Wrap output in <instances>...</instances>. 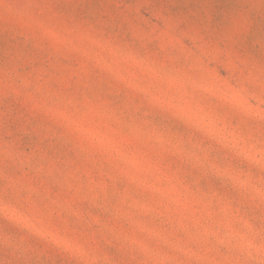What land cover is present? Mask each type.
I'll list each match as a JSON object with an SVG mask.
<instances>
[{
  "label": "rangeland",
  "instance_id": "1",
  "mask_svg": "<svg viewBox=\"0 0 264 264\" xmlns=\"http://www.w3.org/2000/svg\"><path fill=\"white\" fill-rule=\"evenodd\" d=\"M0 264H264V0H0Z\"/></svg>",
  "mask_w": 264,
  "mask_h": 264
}]
</instances>
